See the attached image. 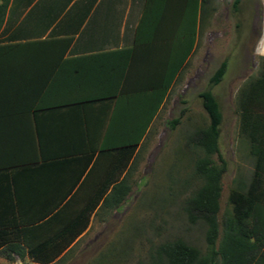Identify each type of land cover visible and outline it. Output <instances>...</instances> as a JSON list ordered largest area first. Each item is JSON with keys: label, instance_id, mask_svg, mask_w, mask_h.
<instances>
[{"label": "crops", "instance_id": "1", "mask_svg": "<svg viewBox=\"0 0 264 264\" xmlns=\"http://www.w3.org/2000/svg\"><path fill=\"white\" fill-rule=\"evenodd\" d=\"M214 1L9 0L0 30V264L68 261L61 257L95 214L50 263L28 251L41 248L53 208L76 198L102 150L140 137L150 76L185 41L173 28L188 25L193 4L200 33L203 9ZM258 9L256 53L264 58V0ZM64 39L65 52L30 45Z\"/></svg>", "mask_w": 264, "mask_h": 264}, {"label": "rangeland", "instance_id": "2", "mask_svg": "<svg viewBox=\"0 0 264 264\" xmlns=\"http://www.w3.org/2000/svg\"><path fill=\"white\" fill-rule=\"evenodd\" d=\"M233 1L212 4L196 49L136 156L131 195L119 209L94 215L89 232L66 259L72 262L64 264L145 263L157 246L178 238L206 252V227L192 224L184 210L201 183L194 176L197 151L188 142L208 125L200 93L227 60L225 77L213 89L223 114L220 149L228 162L219 214L222 233L232 189H247L254 171L248 142L240 135L238 101L240 91L261 69L256 53L261 32L258 0H242L238 12ZM175 119L179 124L172 129L169 122Z\"/></svg>", "mask_w": 264, "mask_h": 264}, {"label": "trees", "instance_id": "3", "mask_svg": "<svg viewBox=\"0 0 264 264\" xmlns=\"http://www.w3.org/2000/svg\"><path fill=\"white\" fill-rule=\"evenodd\" d=\"M241 1H233L234 12L239 11ZM8 2L9 0H3L0 3V30ZM199 11V7L188 4V25L184 23L182 27L173 28L172 32L177 38H183L185 41L178 45L180 48L177 55L159 58L163 69L160 67L150 76V95L145 104L147 106L142 110L146 119L144 127L140 128V137L124 139L122 143L118 142L117 145L102 150L95 167L93 165L92 171L88 172H91V178L89 181L84 180L83 185L81 184L75 192L79 200L74 201L76 198L71 197L65 204H58L60 208H53L52 213L58 210L45 223L41 248L28 251L29 256L37 262L50 263L56 259L88 228L92 215L99 211L119 209L131 195V173L145 140L144 135L163 109L196 49ZM210 11L211 7H204L203 22ZM30 45H41L42 47H37L38 50L65 52L69 43L64 39ZM133 50L122 49L120 52ZM260 59V75L247 82L240 91L238 101L240 135L248 142L249 153L254 159V171L247 189H244V186L232 189L229 196L231 211L224 216L222 233L219 214L223 178L228 169V162L220 149L223 114L213 89L225 77L227 60L221 63L210 78L208 89L200 93L203 109L208 116V125L196 130L188 142L189 146L197 151L194 176L201 183L185 201L184 210L192 224L200 223L206 227L207 250L202 253L198 247L178 238L157 246L150 254L149 260L140 264H264V58ZM169 124L175 129L179 119L172 120ZM100 162L101 166L98 164ZM73 249L75 248L67 251L61 259H68ZM125 251L124 249L123 255Z\"/></svg>", "mask_w": 264, "mask_h": 264}]
</instances>
